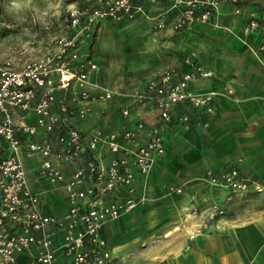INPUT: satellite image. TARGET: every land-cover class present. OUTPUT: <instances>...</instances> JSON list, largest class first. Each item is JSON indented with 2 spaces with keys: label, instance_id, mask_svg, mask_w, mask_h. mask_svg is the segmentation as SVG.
Masks as SVG:
<instances>
[{
  "label": "built area",
  "instance_id": "1",
  "mask_svg": "<svg viewBox=\"0 0 264 264\" xmlns=\"http://www.w3.org/2000/svg\"><path fill=\"white\" fill-rule=\"evenodd\" d=\"M91 1L93 6H72L67 10L64 23L74 35L58 38L54 51L18 69L9 60L0 62V264H16L27 252L33 253L36 264H108L111 251L100 230L143 201L137 193L138 180L164 154L165 130L173 125L187 129L200 114L207 117V125L215 113L214 92L191 87L195 80L212 77L213 73L187 54L184 63L188 71L179 75L175 68H167L148 79L143 87L122 94L130 104L157 110L156 125L147 127L138 121L123 130L97 129L84 134L72 122L76 115L86 116L87 109L80 104L101 102L114 93L107 89L94 96L90 93L96 64L80 60L75 39L91 36L98 21L148 17L145 5L164 3L169 10H175L170 26L177 32L194 23L212 22L222 2L232 5L238 14L245 0ZM157 25L162 28L165 23L162 20ZM259 29V18L251 14L242 32L249 36ZM258 51H264V44L258 46ZM65 95L79 106H69ZM180 106L187 111L178 112L176 108ZM122 114L127 116L128 109L124 108ZM142 136L145 140L140 144ZM103 151L111 154L106 164L100 163ZM36 158L40 160L38 178L61 186L66 193L67 210L62 215L45 214L39 194L27 184L24 162ZM80 159L82 162L69 176L57 166V162ZM200 179L209 188L234 194L264 192V185L243 176L236 167L206 169ZM190 212H199L194 200L190 202ZM220 214L223 211L218 206H211L210 219ZM59 231L61 237L57 236ZM200 232L201 228H197L194 233Z\"/></svg>",
  "mask_w": 264,
  "mask_h": 264
},
{
  "label": "crops",
  "instance_id": "2",
  "mask_svg": "<svg viewBox=\"0 0 264 264\" xmlns=\"http://www.w3.org/2000/svg\"><path fill=\"white\" fill-rule=\"evenodd\" d=\"M238 8L235 14L232 5L222 2L213 23H194L177 32L157 31L146 43L119 50L102 44L117 30L111 23L101 22L94 30V38L102 32L99 52L113 51L124 59L117 60L119 64H113L110 73L93 75L88 88L93 96L102 88L122 94L143 87L147 79L167 68H175L180 75L190 69L184 63L187 54L213 73L212 77L195 80L191 87L215 94V113L207 125V117L200 114L187 129L173 125L165 130L164 154L138 180L137 193L143 201L102 226L100 235L112 256L108 264H264V192L234 194L209 188L200 179L206 169L236 167L243 176L264 185V51H258L264 44V0H245ZM149 9L151 13L167 11L168 5ZM168 12L166 21L170 23L176 11ZM251 14L259 18L260 29L247 36L242 29ZM125 24L151 30L142 17ZM86 44L81 42L84 55ZM88 48L87 57L89 52L95 53ZM80 106L87 109V116L72 122L84 134L97 129L123 130L138 121L147 127L159 122L157 110L130 104L124 95L114 96L107 103L91 101ZM124 108L128 109L127 116L122 114ZM176 109L187 111L181 106ZM101 157L100 163L106 164L111 154L103 151ZM39 162L37 158L25 160L27 184L39 194L45 214L62 215L67 210L66 193L61 186L38 178ZM81 162H57V166L69 176ZM170 189L182 193L169 194ZM193 196L201 213L191 214L187 207ZM213 205L224 209L225 214L209 220ZM201 225V232L195 234ZM58 233L61 237L62 232ZM16 264H36L33 253L21 255Z\"/></svg>",
  "mask_w": 264,
  "mask_h": 264
},
{
  "label": "rangeland",
  "instance_id": "3",
  "mask_svg": "<svg viewBox=\"0 0 264 264\" xmlns=\"http://www.w3.org/2000/svg\"><path fill=\"white\" fill-rule=\"evenodd\" d=\"M93 4L94 3L91 0H0V62L4 60H9L12 63L13 68L18 69L25 62L32 59H39L45 56L46 54L54 51L56 49V41L58 40V38L62 36L74 35L73 31L68 29L64 23V18L67 13V10L72 6L82 8L93 6ZM159 4L164 3L155 4L153 5V7ZM150 7H152V5H145V13L148 15V17L140 15L136 18L142 17L151 25V30L143 28L134 29L130 28L129 25L125 24L126 22L134 21L136 18L124 22H114L110 20L98 21L95 29L97 28V26H99L98 24H100L101 22L111 23V25L117 29L114 33H112L111 37H108L106 40H103L102 44H105V46H107L108 48H110L111 46L114 48L116 46V49L119 50L123 46L135 47L140 43H146L147 39L157 31L169 29L172 32H176L172 29L170 23H167L166 21V17L169 12L160 10L156 11L155 13H151L149 9ZM162 20L164 21L165 26L159 28L157 24L160 23V21ZM213 22L214 19H212L211 23ZM101 33L102 32L99 31V34H96L95 38L92 34L89 37L80 35V40H78V37L77 39H75V41L77 42L78 49L80 50V60H89L96 64V71L94 72V74L99 71L108 74L110 73L111 68H113V64H119L118 62H116L117 60L122 61L124 59V56L116 52L113 53V51H98L97 46ZM81 40L84 41V43L85 41H87V50L89 51L88 47H90L91 49H93L92 52L95 53L90 54L89 52V56H85L88 51L86 50L85 55L83 54V52H81ZM89 44L90 46H88ZM129 59L131 58L128 56V60ZM121 64L124 65L125 63ZM103 89L112 91L114 95L109 99L101 101L102 103H107L108 101L112 100L114 96L123 94H121L119 90H114L110 88H102L99 92H102ZM64 99L65 101H67L69 106L77 107V104L69 101V95H65ZM91 101L98 100H90V102ZM86 116L84 118H80L78 115H76L73 117V120H82L85 119ZM105 132L110 131L106 130ZM168 193L173 194L176 192L170 190L168 191ZM181 193L182 192L177 194ZM192 200H194V203L198 208V213H201L197 205V197H191V201ZM187 207L190 211L189 205ZM221 210L223 211V214L217 215L213 219L209 218V220H214L216 218L222 217L225 214V210ZM203 226L204 225H201L200 228H203ZM166 234L167 233L163 234V236H166Z\"/></svg>",
  "mask_w": 264,
  "mask_h": 264
}]
</instances>
